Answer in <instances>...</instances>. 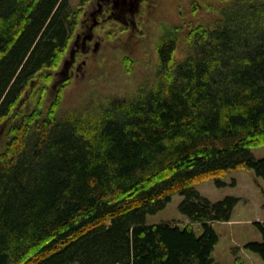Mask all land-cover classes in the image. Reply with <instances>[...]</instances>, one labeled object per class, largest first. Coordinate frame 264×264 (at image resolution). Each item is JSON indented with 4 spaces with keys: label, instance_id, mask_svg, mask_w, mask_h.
<instances>
[{
    "label": "trees",
    "instance_id": "trees-1",
    "mask_svg": "<svg viewBox=\"0 0 264 264\" xmlns=\"http://www.w3.org/2000/svg\"><path fill=\"white\" fill-rule=\"evenodd\" d=\"M88 1L0 0V264H216L212 223L229 221L239 198L210 201L194 185L221 187L241 168L264 176L251 152L264 145V4L189 29L181 60L180 27L162 24L155 81L134 98L58 117L61 90L46 113L42 91L10 124L31 80L60 64ZM174 193L189 222L147 224ZM253 225L261 241L243 247L264 261V220Z\"/></svg>",
    "mask_w": 264,
    "mask_h": 264
},
{
    "label": "rangeland",
    "instance_id": "rangeland-1",
    "mask_svg": "<svg viewBox=\"0 0 264 264\" xmlns=\"http://www.w3.org/2000/svg\"><path fill=\"white\" fill-rule=\"evenodd\" d=\"M262 4L264 0H89L60 64L55 69H44L31 80L9 123L16 124L23 114L34 110L42 91L41 110L46 113L61 90L58 117L69 109L90 113L116 97L134 98L155 81V45L162 24L180 27L175 58L181 60L187 54L183 36L189 29L198 24L212 25L218 19L225 24L229 15L246 5ZM124 57L131 60L128 65ZM45 74H51L49 82L42 80ZM3 130L0 152L8 135L7 128ZM251 152L255 158H264V145ZM222 181L221 187L216 186L213 177L194 185L210 201L226 196L239 198L229 221L212 223L218 235L212 252L214 262L232 264L239 257L241 264H264L257 253L243 247L246 242L261 241L253 222L264 220V176L257 177L252 169L241 168L229 170ZM181 198L174 193L163 209L146 216L147 224H187V217L178 209ZM193 229L197 235L202 232L198 223Z\"/></svg>",
    "mask_w": 264,
    "mask_h": 264
}]
</instances>
